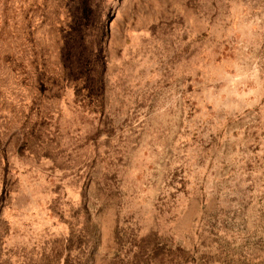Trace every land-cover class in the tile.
<instances>
[{
  "label": "rangeland",
  "instance_id": "rangeland-1",
  "mask_svg": "<svg viewBox=\"0 0 264 264\" xmlns=\"http://www.w3.org/2000/svg\"><path fill=\"white\" fill-rule=\"evenodd\" d=\"M0 264H264V0H0Z\"/></svg>",
  "mask_w": 264,
  "mask_h": 264
}]
</instances>
